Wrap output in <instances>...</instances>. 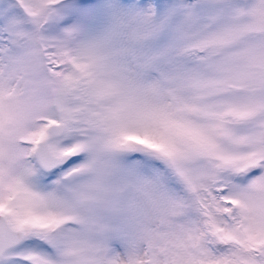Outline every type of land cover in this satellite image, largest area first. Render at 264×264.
I'll return each instance as SVG.
<instances>
[{
  "label": "snow or ice",
  "instance_id": "snow-or-ice-1",
  "mask_svg": "<svg viewBox=\"0 0 264 264\" xmlns=\"http://www.w3.org/2000/svg\"><path fill=\"white\" fill-rule=\"evenodd\" d=\"M0 264H264V0H0Z\"/></svg>",
  "mask_w": 264,
  "mask_h": 264
}]
</instances>
